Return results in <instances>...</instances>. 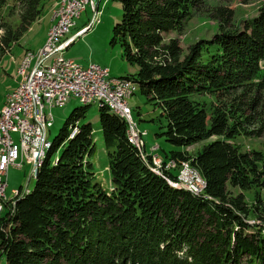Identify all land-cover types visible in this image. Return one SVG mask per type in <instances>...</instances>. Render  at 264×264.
<instances>
[{
    "label": "trees",
    "instance_id": "trees-1",
    "mask_svg": "<svg viewBox=\"0 0 264 264\" xmlns=\"http://www.w3.org/2000/svg\"><path fill=\"white\" fill-rule=\"evenodd\" d=\"M119 1L112 42L138 64L124 76L162 107L167 140L204 143L158 153L159 173L156 152L131 142L127 120L100 106L110 188L91 157L93 125L78 122L88 104L75 107L34 186L0 216V255L6 264H264V148H245L238 139L264 134V2L246 17H236L229 0L211 5L218 29L185 53L179 36L168 33H181L205 0ZM46 2L14 0V27L3 17L9 0H0V58ZM170 158L190 159L207 181L202 193L168 180L181 166L166 167ZM248 189L256 190L252 201Z\"/></svg>",
    "mask_w": 264,
    "mask_h": 264
},
{
    "label": "built area",
    "instance_id": "built-area-1",
    "mask_svg": "<svg viewBox=\"0 0 264 264\" xmlns=\"http://www.w3.org/2000/svg\"><path fill=\"white\" fill-rule=\"evenodd\" d=\"M88 2L95 11L91 23L82 26L77 33L62 38L76 24V17L86 9ZM100 11L95 0H58L45 43L38 50L28 48L23 53L18 64L17 83L0 108V216L6 206L15 203L17 195L30 190L28 185L15 187L8 195L10 166L22 167L27 160L32 165L29 178L36 176L53 143L47 131L54 119L52 107L65 104L71 96L78 97L85 104L96 102L100 106H108L127 120L128 139L141 149L144 145L143 131L133 117V108L128 100L139 83L131 77L111 74L107 65L98 62L82 65L74 58L56 54L68 48L83 30L90 28ZM49 57L52 60L47 62ZM47 105L50 110L46 109ZM77 129L75 125L70 136ZM14 133H18V137ZM158 146L157 143L152 148L157 149ZM152 159L155 163L153 169L162 173V157L153 153ZM179 163L178 178L166 176L168 180L175 186L202 193L207 181L190 159L179 162L170 158L165 166L174 167Z\"/></svg>",
    "mask_w": 264,
    "mask_h": 264
},
{
    "label": "rangeland",
    "instance_id": "rangeland-1",
    "mask_svg": "<svg viewBox=\"0 0 264 264\" xmlns=\"http://www.w3.org/2000/svg\"><path fill=\"white\" fill-rule=\"evenodd\" d=\"M46 1L47 5L42 14L12 44L11 49L0 58V108L4 104L7 94L17 83L18 64L22 59L24 51L28 48L38 50L46 41L48 29L53 22L54 7L57 5L58 0ZM95 1L101 10L96 16L97 20L95 23L93 22L89 30L77 35L76 40L68 48L58 51L56 54H63L66 57L74 58L82 65H87L91 62L107 65L110 67L111 74L113 75H125L136 72L138 64L132 63L123 56V47L119 42H112L114 24L122 17L121 2L119 0ZM218 2H223V0H205L203 5L187 19L181 33L178 31L168 33V36H179L185 53L188 52V47L191 44H194L202 37H211L218 29L217 20L213 19L207 11L211 5ZM263 2L264 0H229V3L236 8V17H246L255 14ZM86 6V9L76 17V24L62 38L73 34L78 28L91 23L95 11L92 9L90 2ZM3 17L11 22L14 27L20 23L19 7L14 6V0H9V3L4 7ZM51 60L52 57H49L47 62ZM198 97L207 102H211L212 100V97L209 96L199 95ZM128 100L133 108V117L137 121L140 130L143 131V140L146 143L144 148L146 151H155L165 156L166 151H170L171 149H189L188 146L170 142L164 134L160 133L166 129L163 125L167 122L165 116L162 114L163 109L154 100L148 99V96L142 92L139 84L135 93ZM84 104L78 97L71 96L65 104L53 106L54 119L52 124L47 128L49 138L53 140L60 132L72 110ZM46 109L50 110V106L47 105ZM88 121L93 125L95 139V151L91 157L97 165V170L101 172L100 179L108 187V179L105 178L108 176L110 179L108 152L101 126V108L96 102L86 106L85 114L79 118L78 122ZM14 136L18 137V133H14ZM238 139L243 141L245 148L254 146L264 148V134L258 137L240 136ZM157 143L159 144L158 148L152 150V146ZM203 143H198L193 149L201 147ZM31 168L32 165L27 160L24 161L22 167L10 166L8 171V195H11L12 189L15 187L19 188L21 185L23 187L28 185L29 188H32L34 186L36 176L29 178ZM101 169H104V171H101ZM255 191V189L247 190V197L250 201L253 200ZM261 191L264 196V187ZM8 209L9 207L6 206L3 214ZM0 264H6L4 255H0ZM243 264H247L246 260Z\"/></svg>",
    "mask_w": 264,
    "mask_h": 264
},
{
    "label": "crops",
    "instance_id": "crops-1",
    "mask_svg": "<svg viewBox=\"0 0 264 264\" xmlns=\"http://www.w3.org/2000/svg\"><path fill=\"white\" fill-rule=\"evenodd\" d=\"M80 28H81V27H80ZM80 28H78L77 30H79ZM77 30L74 31V33H77ZM88 30H89V29H88ZM82 32H85V30H83ZM82 32H81V33H82ZM74 33H73V34H74ZM78 35H79V34H78ZM75 40H76V38H75ZM75 40H74V41H75ZM74 41H73V42H74ZM73 42H72V43H73ZM72 43H71V44H72ZM197 144H198V143H196V144H192V145H188V147H189V149H192V148H194L195 145H197ZM101 171H104V169H101ZM109 174H110V173H109ZM100 175H101V172L98 171V177H99V178H100ZM105 175H106V174H105ZM105 178L108 179V185H110V183H111V175H110V179H109L108 176L105 177ZM8 181H9V179H8Z\"/></svg>",
    "mask_w": 264,
    "mask_h": 264
},
{
    "label": "water",
    "instance_id": "water-1",
    "mask_svg": "<svg viewBox=\"0 0 264 264\" xmlns=\"http://www.w3.org/2000/svg\"><path fill=\"white\" fill-rule=\"evenodd\" d=\"M38 171V170H37Z\"/></svg>",
    "mask_w": 264,
    "mask_h": 264
}]
</instances>
